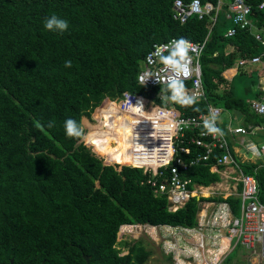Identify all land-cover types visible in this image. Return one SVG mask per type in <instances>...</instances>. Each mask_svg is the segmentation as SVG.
Here are the masks:
<instances>
[{"label":"trees","instance_id":"16d2710c","mask_svg":"<svg viewBox=\"0 0 264 264\" xmlns=\"http://www.w3.org/2000/svg\"><path fill=\"white\" fill-rule=\"evenodd\" d=\"M220 1L218 13L183 24L174 18L175 0H0V264H146L150 253L141 245L122 243L129 250L122 255V226L194 228L203 203L228 202L240 216L237 195L193 197L172 211L168 196L148 183L150 174L105 165L81 143L83 138H68L63 128L65 120L74 119L84 132L83 118H91L105 98L118 99L125 92L166 106L168 87L143 86L138 76L153 47L172 39L207 40L201 56L207 99L188 96L191 104L175 103L183 116H199L213 105L238 112L245 126L263 124L250 99L237 96L224 76L242 59L261 55L263 46L248 29L227 36L234 0H201L215 8ZM245 2L252 7L253 24L264 30L262 0ZM53 14L68 21L65 33L44 28L45 18ZM68 60L71 68L64 66ZM239 68L247 77L248 68ZM183 85L186 89L192 83ZM49 122L54 127L48 128ZM185 146L192 151L184 156L187 161L205 153ZM222 154L216 151L207 165L192 167L188 177L206 188L220 183L211 166ZM241 167L257 179L264 203V161ZM166 260L173 264L171 257ZM233 260L230 256L225 264Z\"/></svg>","mask_w":264,"mask_h":264},{"label":"built area","instance_id":"2783aa9c","mask_svg":"<svg viewBox=\"0 0 264 264\" xmlns=\"http://www.w3.org/2000/svg\"><path fill=\"white\" fill-rule=\"evenodd\" d=\"M215 8L212 4H203L201 0H192L185 3L183 0L174 2V18L181 23H186L191 17L204 19L211 15ZM264 5V0L259 5L260 9ZM229 18L233 21V26L228 30L227 36L233 37L237 28L248 29L257 42L263 46V53L252 59H242L239 67L249 68L252 65H264V30L258 29L250 19L252 7L245 0H234L230 4ZM217 16L213 18L216 22ZM174 40V39H172ZM170 40V41H172ZM179 40V39H175ZM170 41L156 44L147 57L154 52L158 45H166ZM187 41L191 47L189 50V69L187 77H181L183 82H191L190 88L184 89V96H191L196 100H206V91L203 84V72L201 66V56L205 49L207 40L203 43ZM152 63H143L140 74L147 72L152 77H164L163 83H158L154 78L144 84L148 87L167 86V77L171 76L170 71H162V65L157 57H152ZM139 74V75H140ZM139 77V76H138ZM161 98L166 97L164 94ZM169 98V97H168ZM167 98V99H168ZM175 101L168 99L166 106H160L152 99H147L139 95L125 92L118 99H104L93 115L97 116L98 127L87 133V138H83V143L93 151L103 152L110 143L113 147L124 140L127 145L124 163L112 162V154L119 152H109L107 156L102 155L104 161L111 162L112 165L130 166L146 169L150 174L148 183L155 189L156 193L166 194L171 210L176 211L183 207L191 198H201L199 191L206 187L197 185L188 177V172L192 167L201 164L207 165L216 151H222V156L218 157L216 163L211 166L212 172H218L219 167L232 168L234 170L233 189L236 195L241 198V214L235 216L233 209L228 202L203 203L202 210L198 215V225L194 228L186 227H161L157 228L149 225H124V229L133 232L143 231L149 235L163 232V248L167 257H171L173 264H225L230 254L239 246L246 249H259V254L264 260V203L259 198V185L257 179L251 175H245L234 148L232 147L228 134L222 129L220 122L224 109L209 105L208 112L199 116H183L174 105ZM140 104L143 108L137 107ZM252 110L255 114L264 118V101H253ZM218 110L215 126L221 130L218 133H208L204 127V121L209 119L211 112ZM99 114V116H98ZM92 120V118H87ZM256 131H264V126L258 127H238L230 130L234 136H248ZM222 133V134H221ZM247 145V153L251 157L264 156V147L256 146L255 152ZM194 145L204 149V154H198L190 160L185 159V155H192L190 147ZM106 164H109L106 162ZM163 178V180H159ZM241 184L242 190L238 193V186ZM208 188V187H207ZM227 198V197H225ZM189 245V246H188Z\"/></svg>","mask_w":264,"mask_h":264},{"label":"clouds","instance_id":"9594fccd","mask_svg":"<svg viewBox=\"0 0 264 264\" xmlns=\"http://www.w3.org/2000/svg\"><path fill=\"white\" fill-rule=\"evenodd\" d=\"M261 7H264V5H261ZM44 28L52 33L63 34L69 29V23L66 19H63L53 14L45 18ZM190 47L191 45L184 39H179V40L174 39L166 45L156 46L154 52L147 57V62L149 64L153 62L152 61L153 56L157 57L159 62L162 65H164L162 71H170L172 73L171 76H168L166 78L167 87L171 92L170 99L172 101L185 105L191 104L193 102L191 98L184 96V85L181 79V77H187L190 74V69H189L190 58L188 55ZM64 66L65 68H71L72 62L70 60L65 61ZM152 78H154L160 84L163 83L165 79L164 77H159V76L152 77L147 72L140 74L138 77L141 84L146 83ZM137 107L143 108V105L140 104ZM217 112L218 110L212 111L210 118L204 121V127L206 128L208 133L221 132V130L215 126ZM47 127L52 128L54 127V124L52 122H49L47 124ZM63 128L65 135L68 138L71 139L84 138L83 129L81 128L80 124L74 119L65 120L63 124ZM249 147L253 150V152H255L256 146L254 144L249 145ZM105 163L106 162H104V164ZM105 165H109V164H105ZM111 166H117V167L121 166L122 168L124 167L122 165H111Z\"/></svg>","mask_w":264,"mask_h":264},{"label":"crops","instance_id":"0c3cea01","mask_svg":"<svg viewBox=\"0 0 264 264\" xmlns=\"http://www.w3.org/2000/svg\"><path fill=\"white\" fill-rule=\"evenodd\" d=\"M232 51H233V48L229 47L228 52H232ZM253 66L254 67L257 66V68H254L253 70L246 69L247 73H248L247 78L249 81L246 78L244 79L243 78L244 76L240 75V68L239 67H236V68H233V69L226 71L224 73V76L232 84L233 89H234V93L237 96L248 97V99H250L251 102L260 101V100L264 101V70H263L264 65H260V66L259 65H252L250 67H253ZM255 73H258L257 76H255ZM249 77H251V78H249ZM250 79L255 81V86L251 85ZM246 81H248V82L246 83ZM241 83H242V85H241ZM252 92H253V94H254V92H259L262 94V97L259 100H255L249 96ZM161 99L163 101H165V100H167V97H164ZM175 103H177V102H174V105H175ZM86 120H87L86 117L83 118V127L85 125ZM220 122H221L223 131L228 134L229 141H230L232 147L234 148L236 155L237 156L239 155L240 157L243 158L241 161L246 163V162H250V161L256 162V161H259L260 159L261 160L264 159V156H262L261 158L260 157H255V158L251 157L250 154H248L247 150H246V148H248V147L243 146L244 143H245V145H247L248 143L253 142V143H255V145H257V146L259 145L258 146L259 148L261 146L264 147V132H260V134H258L257 136H255L253 134L252 135L249 134L248 136H234L230 133V130H232L234 128L244 127V128L248 129L249 127L264 126V123L261 125H256V126H253L251 124L249 126H245L244 116H242L238 112L230 113V112H227L225 110L221 115ZM218 172L221 176V182L218 184V187H221L222 190L227 191V193H228L227 197H229L231 195H236L234 192L235 190L233 192H231V190H229V184L233 182L232 179L234 177V170L229 167V168H226L223 170H219ZM161 227H167V226H160L157 228H161ZM231 254H230V256H231Z\"/></svg>","mask_w":264,"mask_h":264},{"label":"rangeland","instance_id":"374dc122","mask_svg":"<svg viewBox=\"0 0 264 264\" xmlns=\"http://www.w3.org/2000/svg\"><path fill=\"white\" fill-rule=\"evenodd\" d=\"M254 68H257V66L249 67L248 69L253 70ZM257 74L258 73H255V76H257ZM243 78L244 79L246 78L248 80L247 77H243ZM248 81H246V83ZM249 96L251 98L254 97L252 93ZM91 118L93 119V121L87 119L83 127L86 138H87V133H89L90 130L98 127L97 116L92 115ZM81 143H83V140L81 141ZM92 152L94 153L95 156H97L101 160H105L104 158H102V155H105V157L107 156V153L100 152L99 150H97V146H95V150L94 151L92 150ZM110 158H113V157L110 156ZM242 159L243 158L239 156V160H242ZM111 161L114 162L116 160L114 159ZM262 161H264V159H262ZM104 162H107L109 163V165H112L111 162L109 161H104ZM250 162H253V161H250ZM218 184L219 183H216L206 189H203V190L201 189L199 191V195L205 198H209L212 196H223L224 198L227 197V194H228L227 191L222 190L221 187H218ZM233 187H234V183L232 182L229 184V190H231V192L234 191ZM234 192L236 194V191ZM159 231L160 232L158 233L154 231L152 235H149L145 232V229L143 231L135 230L133 232H130L127 229H124V231L120 230L118 241L120 243L119 248L122 249V255H127L129 253L128 248L122 245V243L128 242L132 244V246L141 245L144 247L146 252L150 253V256L148 257V261L146 262V264H168L166 260L167 256L163 248V241H164L162 237L163 232H161L162 231L161 229ZM231 256L233 257L234 259L233 263L235 264H264V260L261 258L259 254V249L257 246L251 249H246L242 247L240 248L239 251L238 250L233 251Z\"/></svg>","mask_w":264,"mask_h":264},{"label":"bare ground","instance_id":"6f19581e","mask_svg":"<svg viewBox=\"0 0 264 264\" xmlns=\"http://www.w3.org/2000/svg\"><path fill=\"white\" fill-rule=\"evenodd\" d=\"M127 149V145L124 144V140H121L120 144L116 147V149L113 147L112 143H110L108 145V147L103 151L105 153H109V152H117L118 150H120L119 152L112 154L111 156L119 162H124V158H125V151Z\"/></svg>","mask_w":264,"mask_h":264},{"label":"water","instance_id":"95a60500","mask_svg":"<svg viewBox=\"0 0 264 264\" xmlns=\"http://www.w3.org/2000/svg\"><path fill=\"white\" fill-rule=\"evenodd\" d=\"M81 141H82V140H81ZM105 164H106V163H105ZM115 167H117V166H115ZM117 170H118L119 172H121V171H122V167H121V166H118V167H117ZM143 172H144V174H146V173H147V170H146V169H143ZM171 208H172V205L169 204V209L171 210ZM85 260L87 261V263H89V261H90V257L85 256ZM11 264H13V261H12Z\"/></svg>","mask_w":264,"mask_h":264}]
</instances>
